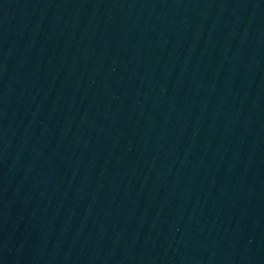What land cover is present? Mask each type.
<instances>
[{
    "label": "water",
    "instance_id": "95a60500",
    "mask_svg": "<svg viewBox=\"0 0 264 264\" xmlns=\"http://www.w3.org/2000/svg\"><path fill=\"white\" fill-rule=\"evenodd\" d=\"M0 264H264V0H0Z\"/></svg>",
    "mask_w": 264,
    "mask_h": 264
}]
</instances>
